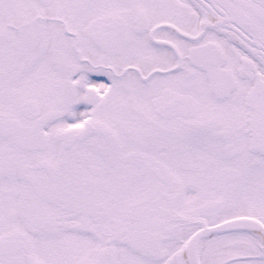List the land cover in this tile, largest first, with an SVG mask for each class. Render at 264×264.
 Returning a JSON list of instances; mask_svg holds the SVG:
<instances>
[{
    "label": "snow or ice",
    "instance_id": "obj_1",
    "mask_svg": "<svg viewBox=\"0 0 264 264\" xmlns=\"http://www.w3.org/2000/svg\"><path fill=\"white\" fill-rule=\"evenodd\" d=\"M0 264H264V0H0Z\"/></svg>",
    "mask_w": 264,
    "mask_h": 264
}]
</instances>
